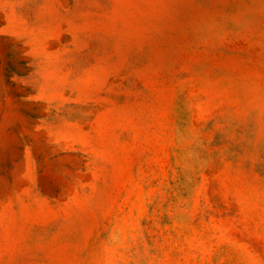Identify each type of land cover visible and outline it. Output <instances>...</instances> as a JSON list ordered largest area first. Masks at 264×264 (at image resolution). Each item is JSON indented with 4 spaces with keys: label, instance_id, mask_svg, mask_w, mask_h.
I'll list each match as a JSON object with an SVG mask.
<instances>
[{
    "label": "rangeland",
    "instance_id": "1",
    "mask_svg": "<svg viewBox=\"0 0 264 264\" xmlns=\"http://www.w3.org/2000/svg\"><path fill=\"white\" fill-rule=\"evenodd\" d=\"M0 264H264V0H0Z\"/></svg>",
    "mask_w": 264,
    "mask_h": 264
}]
</instances>
